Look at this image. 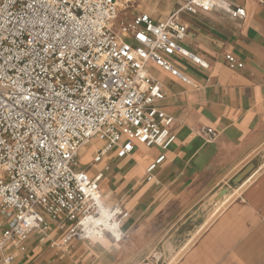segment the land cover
<instances>
[{
  "label": "built area",
  "instance_id": "2783aa9c",
  "mask_svg": "<svg viewBox=\"0 0 264 264\" xmlns=\"http://www.w3.org/2000/svg\"><path fill=\"white\" fill-rule=\"evenodd\" d=\"M129 2L0 0V264H14L32 236L44 240L53 230L69 232L64 244L102 235L122 241L130 214L119 204L107 207L118 236L101 225L86 230L102 214L103 175L75 171L82 151L102 144L92 158L98 165L113 152L131 156L137 145L159 148L146 170L151 181L177 140V122L162 109L166 92L150 68L198 88L175 63L180 57L209 70L183 45L182 15L247 17L226 0H178L163 21L139 14L117 26ZM225 62L231 70L244 66L232 54Z\"/></svg>",
  "mask_w": 264,
  "mask_h": 264
},
{
  "label": "crops",
  "instance_id": "0c3cea01",
  "mask_svg": "<svg viewBox=\"0 0 264 264\" xmlns=\"http://www.w3.org/2000/svg\"><path fill=\"white\" fill-rule=\"evenodd\" d=\"M153 1L145 11L165 20L169 15L157 14L163 0ZM226 1L247 17L182 15L189 28L183 45L209 70L180 57L175 63L198 88L150 68L166 92L161 107L177 122V140L151 181L146 170L163 154L159 148L137 145L131 156L113 152L98 165L91 155L94 171H86L103 175L104 205L119 204L130 214L124 239L90 240L72 252L60 248L59 264L65 256L72 257L70 264H159L157 256L165 264L179 254L175 264H264V0ZM168 7L169 14L178 9V0ZM227 54L243 68L231 70ZM208 129L213 140L201 132ZM227 195L233 196L213 213Z\"/></svg>",
  "mask_w": 264,
  "mask_h": 264
},
{
  "label": "rangeland",
  "instance_id": "374dc122",
  "mask_svg": "<svg viewBox=\"0 0 264 264\" xmlns=\"http://www.w3.org/2000/svg\"><path fill=\"white\" fill-rule=\"evenodd\" d=\"M124 1L126 0H121V5L123 7ZM171 0H163L161 6L159 7V11H157V14L166 18L169 13L166 8H170ZM155 5V1L151 2V0H130L129 2V8L125 11H123L119 19L117 20L116 24L117 26L119 25L120 21L124 20L125 17H131L133 15H136L138 13H147L145 9L152 8ZM95 152V150H92V147L85 148L82 151V157L79 160V168H75V171H79L82 167L87 165L85 169L87 171H94L93 167L90 165L91 163V155ZM224 207H220L219 210H222ZM218 210V211H219ZM9 221L7 219L3 220V224H7ZM69 232H66L68 234ZM65 233L63 234L66 235ZM51 238V241H47ZM62 235L58 236L56 233L52 232L51 234H48V236L45 238L44 241H40L39 237L37 235H34L31 237V239L28 242V247H29V253L27 254H22V253H17V259L15 264H59L61 256L60 255H55V250H59L60 248H63L66 252H72L75 251V248L83 246V245H88L86 241H79L72 239V241L68 244H64L62 241ZM101 240V239H99ZM103 240V239H102ZM95 241V240H94ZM98 241V240H96ZM84 242V243H83ZM55 243V246L53 247L52 244ZM93 243V241L91 242ZM94 244V243H93ZM97 245V244H95ZM68 255V253H66ZM23 257H25L23 259ZM158 257V263L161 264V258L160 256ZM180 257L179 255H175L173 258L168 260L165 264H175V262L178 260ZM72 257H64L62 264H70V260Z\"/></svg>",
  "mask_w": 264,
  "mask_h": 264
},
{
  "label": "bare ground",
  "instance_id": "6f19581e",
  "mask_svg": "<svg viewBox=\"0 0 264 264\" xmlns=\"http://www.w3.org/2000/svg\"><path fill=\"white\" fill-rule=\"evenodd\" d=\"M88 149V148H87ZM231 196V195H230ZM229 195H227L221 202H219L213 213H215L220 207L223 206V204H225V202L231 198ZM106 194H104V192H100V199H101V203H102V214H101V217H99L98 219L96 220H93L91 221L92 224H88L86 225L87 229L86 230H89L91 229L93 226H97V225H101V227L105 230V231H108V232H112L114 233L116 236H118L120 234V230L117 229L116 225L113 224L112 222H109L108 218H109V213H108V208L107 206H105L104 204V200L106 198ZM104 199V200H103ZM220 211V210H219ZM218 212V211H217ZM91 237V236H90ZM92 240H99V239H106V236L105 235H102V236H97V237H91Z\"/></svg>",
  "mask_w": 264,
  "mask_h": 264
}]
</instances>
